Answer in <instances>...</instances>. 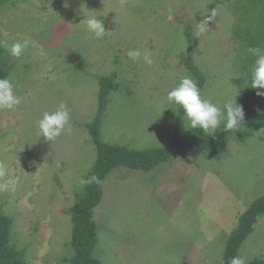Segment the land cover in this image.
Returning a JSON list of instances; mask_svg holds the SVG:
<instances>
[{
    "label": "rangeland",
    "instance_id": "obj_1",
    "mask_svg": "<svg viewBox=\"0 0 264 264\" xmlns=\"http://www.w3.org/2000/svg\"><path fill=\"white\" fill-rule=\"evenodd\" d=\"M213 9L210 30L197 37L195 23ZM89 10L105 24L101 39L78 25ZM188 25L204 98L222 105L254 90L246 42L264 48V15L246 0H4L0 45L28 44L19 58L8 54L13 69L6 78L21 104L0 110V159L20 184L14 194L0 192V210L12 219L10 243L28 264H69L64 259L72 256L71 207L96 159L85 126L96 114L98 77L116 73L103 142L138 151L169 142L180 107L165 97L181 77H192L184 66ZM248 26L250 35L234 36ZM134 49L152 51L153 64L131 60ZM60 103L70 130L47 142L36 121ZM263 194L264 127L218 155L185 150L151 171L117 168L94 211L93 256L100 264H218L237 217ZM263 254L264 215L238 256L247 263Z\"/></svg>",
    "mask_w": 264,
    "mask_h": 264
},
{
    "label": "trees",
    "instance_id": "obj_2",
    "mask_svg": "<svg viewBox=\"0 0 264 264\" xmlns=\"http://www.w3.org/2000/svg\"><path fill=\"white\" fill-rule=\"evenodd\" d=\"M246 1L250 3L251 7L258 8L260 16L264 15V0ZM3 4L4 0H0V8ZM251 28L248 26L242 31V34L235 32L236 28L233 32L234 36L238 37L237 39H244L245 35L251 34ZM259 32L264 35V32ZM184 34L188 43L184 66L201 89L204 84V76L199 68L193 64V34L189 25L184 28ZM254 46H257L255 39L247 40V49ZM8 54L7 49L0 45V79H5L13 69L8 62ZM249 55L251 58L247 60L251 62L254 57L250 53ZM115 80L116 73L111 76L98 77L96 114L91 122L85 126L95 147L96 159L83 180L90 181L93 176H96L102 183L93 181L84 184L82 193L75 195V203L71 207L70 215L69 245L72 256L64 259L69 264H100L99 260L93 256L97 242L94 211L101 203L104 183L113 170L128 168L145 172L151 171L158 165L169 162L176 154L185 150L205 153L210 156L218 155L224 152L228 142L250 139L264 127V97L257 96V90H252L238 100L245 111L244 127L238 130L225 131L222 124L214 135L208 136L202 129H193L189 124H185L184 112L180 108L173 133L166 146L138 151L122 145H111L101 140L100 126ZM262 215H264V194L253 200L248 208L237 217L235 228L226 239L218 264H230V259L238 256L242 243L252 232L253 226ZM11 225L12 219L0 210V264H28L24 250L10 243ZM246 264H264V254Z\"/></svg>",
    "mask_w": 264,
    "mask_h": 264
},
{
    "label": "clouds",
    "instance_id": "obj_3",
    "mask_svg": "<svg viewBox=\"0 0 264 264\" xmlns=\"http://www.w3.org/2000/svg\"><path fill=\"white\" fill-rule=\"evenodd\" d=\"M67 7V3L65 4ZM84 11L81 8V12ZM169 10L168 19L172 20ZM100 15L96 11H87L83 20L78 24H85L88 33L94 38L101 39L108 32ZM217 16L216 9L195 23L196 36L205 35L209 30L210 22ZM27 41H16L11 45H5L11 57L19 58L27 48ZM247 52L254 57V64L250 71V87L256 91V95L264 97V48L249 47ZM128 57L133 60L143 59L147 65L153 64L152 51L144 49L130 50ZM15 85L11 77L0 79V110L15 111L21 104V98L15 94ZM237 96L227 99L222 105L204 98L197 82L190 76L181 77L179 84L167 92L166 101L171 105L183 109L184 115L191 128H200L206 135H214L223 124L225 131L238 130L244 127L245 111L242 104L237 102ZM38 135L47 142L55 141L66 130H70V115L67 106L60 103L53 111H45L42 118L36 121ZM0 192L16 193L20 184L19 177L9 176V163L6 159H0ZM102 183L98 177L93 176L90 181L81 180L80 183ZM230 264H246V260L240 256L230 259Z\"/></svg>",
    "mask_w": 264,
    "mask_h": 264
}]
</instances>
